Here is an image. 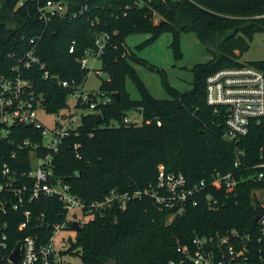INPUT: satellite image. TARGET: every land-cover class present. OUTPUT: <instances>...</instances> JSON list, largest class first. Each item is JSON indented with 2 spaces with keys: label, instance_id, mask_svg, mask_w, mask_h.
Instances as JSON below:
<instances>
[{
  "label": "trees",
  "instance_id": "trees-1",
  "mask_svg": "<svg viewBox=\"0 0 264 264\" xmlns=\"http://www.w3.org/2000/svg\"><path fill=\"white\" fill-rule=\"evenodd\" d=\"M67 1L71 12L84 5L89 10L75 17H56L47 27L38 17L37 1L16 9L18 0H0L2 66L11 64L7 57L10 52L27 50L28 39L42 33L38 54L47 69L60 79L77 82L76 88H64L44 78L39 68L29 72L34 89L43 95V105L49 112L67 107L70 94L84 84L90 69L81 68L78 59L87 48L94 47L90 31L111 34L101 56V70L109 79H103L99 88L110 101L99 104L96 113L83 115L78 128L64 139L49 181L61 180L89 201L104 198L113 189H143L155 183L161 164L168 172L184 173L190 186L203 179L208 183L201 193L189 199L185 211L172 220L169 216L173 210H161L149 197L131 201L124 210L111 209L95 216L78 231L77 242L72 244V249L81 255V264H168L180 257L176 249L179 242L188 243L196 235L231 228L253 231L257 249L263 248L264 241L258 242L259 224L254 217L263 213L264 207L253 191L263 188L264 180L243 181L235 192L210 186L213 173L234 170L236 155L235 145L224 139L223 116L207 103V77L219 69L241 64L240 56L248 47L246 36L264 31V17L257 18L264 14V0H152L150 5L161 16L158 24L151 20L152 10L148 6L131 9L125 16L121 9L134 0ZM95 18L100 23L92 26L91 20ZM115 31L118 33L114 34ZM166 31L174 34L175 47L183 32L194 31L212 55L208 62L195 65L191 90L181 92L173 88L164 70L138 57L126 42L130 34L151 33L149 40L153 41ZM74 39L78 41L77 49L70 53ZM132 60L161 74L167 98H158L145 89ZM253 64L264 68V61ZM129 77L138 84L139 99H132L127 91ZM115 92H119V99ZM131 110L141 114V124L124 122ZM98 113L102 114L101 122L96 120ZM21 130L20 138L31 135V130ZM77 144L79 147L75 148ZM240 146L246 148L252 164L264 161V120L253 123ZM13 148L0 140V165L9 162L18 170H29L25 152L19 151L18 161L9 158ZM253 172L251 169L246 173ZM26 181L33 183L32 179ZM205 192L219 200L217 207L207 204ZM196 200L198 204L194 205ZM28 208L36 214L45 212L46 223L63 218L62 203L55 195L42 196ZM24 219L20 212H0V221L7 222L0 234L5 232L9 237V249L3 253L7 254L20 239L32 233V226L40 224L34 216L32 225L22 231L19 224ZM258 256L252 254L251 264H262ZM0 264H10L1 258V253Z\"/></svg>",
  "mask_w": 264,
  "mask_h": 264
},
{
  "label": "built area",
  "instance_id": "built-area-1",
  "mask_svg": "<svg viewBox=\"0 0 264 264\" xmlns=\"http://www.w3.org/2000/svg\"><path fill=\"white\" fill-rule=\"evenodd\" d=\"M29 1H37L38 17L47 27L56 17H64L68 14L75 17L89 10V6L84 5L78 11L71 12L67 0H18L16 9L25 6ZM151 1L134 0L132 4H126L121 10L126 16L131 9L141 10L148 6L152 10L151 20L158 24L161 16L150 5ZM260 17H264V14L257 16ZM99 23V18L91 20L92 26H97ZM92 30L95 32L94 47L87 48L85 54L78 59L81 68H88L91 57L95 61H101V56L111 40L108 31ZM117 33L118 31L114 32ZM42 37V33L30 37L29 48L21 53L10 52L7 57L12 61L11 64L3 67L0 63V140L14 146L9 154L11 160L18 161L19 151L25 152L26 160L30 165L29 170L22 171L12 167L9 162L0 165V212L4 215H7L9 210L20 212L25 218L19 224V229L22 231L32 225L34 216H37L36 222L40 223L32 226V233L24 236L17 243H20V258L17 262L11 260V254L17 244L7 254L2 252L9 249V237L5 232L0 234V253L1 258L6 259L10 264H75L68 259V256L78 254L77 250L72 249V245L67 249L64 241L60 244L56 241V236L61 230H76L73 226L74 222H77L81 229L95 216L104 215L111 209L124 210L131 201L141 200L144 197L154 199L161 210H173L169 216V220H172L185 211L189 199L201 193L208 183L203 179L190 186L184 173L168 172L161 164L158 167L155 183L143 189L126 191L113 189L104 198L89 201L74 193L71 186L61 180L50 182L55 168V156L59 153L64 139L72 130L78 128L75 126L79 122L77 107L87 105L95 113L97 106L109 102L110 97L100 91L96 94L85 93L83 88L77 95L76 92L81 89L79 87L70 94L78 98L75 112L67 114L59 110L53 113V126H47L40 119L39 112L41 110L50 112L43 105V95L35 91L33 80L29 77V72L34 68L42 70L46 79L52 80L53 77H57L50 73L46 63L38 54V45ZM77 45L78 41L72 40L69 52L75 53ZM240 62V65L219 69L207 77V103L216 114L223 116L224 139L235 145L234 170L226 173L216 172L211 176L210 186L217 190L224 188L227 192H235L243 181L264 180V161L252 164L247 157L246 148L240 146L253 123L259 124L264 120V68L253 63L241 60ZM57 78V84L64 88L78 86L75 79ZM139 121V118L133 120L128 115L124 118L126 124H138ZM22 127L31 130V135L20 138L23 134ZM78 147V144L75 145V148ZM77 156L81 158L79 154ZM251 169L254 172L247 174L246 172ZM27 179H32L33 183L29 184ZM253 192L255 195L264 192V187ZM54 195L62 203L60 213L63 218L59 222L46 223L45 212L36 214L28 207L42 196ZM203 195L210 207H217L219 200L214 198L211 192H205ZM193 203L197 205L198 201ZM261 203L264 207V202ZM79 210H82L85 216H91V219L88 221L85 217L79 220L77 218ZM258 224V242H262L264 212L260 213ZM6 226L7 222L0 221V233ZM254 243L253 231H241L237 228L196 235L188 243L177 244L176 249L180 257L170 260L168 264H251L254 261L253 253L259 254L258 260L264 264V247L257 249Z\"/></svg>",
  "mask_w": 264,
  "mask_h": 264
},
{
  "label": "rangeland",
  "instance_id": "rangeland-1",
  "mask_svg": "<svg viewBox=\"0 0 264 264\" xmlns=\"http://www.w3.org/2000/svg\"><path fill=\"white\" fill-rule=\"evenodd\" d=\"M151 33H137L130 34L126 38V42L131 50L140 58L147 60L151 65L164 70L167 74L169 84L181 91L185 92L191 90L195 79L194 67L199 63L208 62L212 55L208 51L207 46L202 43L198 35L194 31H185L179 38L177 47L173 44L175 36L172 32H162L155 40L150 41ZM247 49L240 56L243 62H259L264 61V31H258L250 36H246ZM131 65L135 70L139 80L143 82L145 89L158 98H167L168 94L164 88L161 74L151 69L149 66L131 61ZM90 71L87 74L86 80L80 86V90L76 94H80L83 88L85 93L96 94L99 91L103 79H109L107 73L103 72L102 62L94 60L92 57L89 59ZM127 91L132 99H139L141 91L136 81L129 77L127 80ZM77 97L69 96L67 100L68 106L62 109L63 113L75 112ZM94 110L89 107H77L78 120L75 126L80 125V118L87 113H93ZM55 112L46 113L39 112L40 119L49 127L53 126V119ZM96 113V112H95ZM131 119L139 118L138 124L142 123V118L137 110L127 111ZM113 125L117 122L112 121ZM257 199L264 202V192L256 194ZM89 221L91 216H85L82 210L77 212L79 220L85 218ZM77 230L68 229L61 230L56 236L58 244L66 242L64 245L67 249L77 242ZM68 259L75 264H81L82 258L80 254L68 256Z\"/></svg>",
  "mask_w": 264,
  "mask_h": 264
},
{
  "label": "water",
  "instance_id": "water-1",
  "mask_svg": "<svg viewBox=\"0 0 264 264\" xmlns=\"http://www.w3.org/2000/svg\"><path fill=\"white\" fill-rule=\"evenodd\" d=\"M90 36H91L92 39L95 38V32H94L93 30L90 31ZM52 80H53L54 83H57L58 78H57V77H53ZM114 96H115L117 99H119V92H115V93H114ZM102 119H103V118H102V114H100V113L96 114V120H97V122H101ZM259 218H260V214H257V215L254 217V220H255V221H258ZM73 226H74V228H75L77 231L80 230V226H79V224H78L77 222H74V223H73ZM19 258H20V243L17 244V246L15 247L13 253L11 254V260L14 261V262H17V260H18Z\"/></svg>",
  "mask_w": 264,
  "mask_h": 264
}]
</instances>
